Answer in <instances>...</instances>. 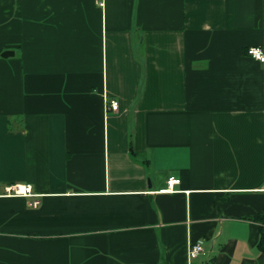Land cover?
<instances>
[{
  "label": "crops",
  "instance_id": "obj_1",
  "mask_svg": "<svg viewBox=\"0 0 264 264\" xmlns=\"http://www.w3.org/2000/svg\"><path fill=\"white\" fill-rule=\"evenodd\" d=\"M252 47L264 0H0V264H264Z\"/></svg>",
  "mask_w": 264,
  "mask_h": 264
},
{
  "label": "built area",
  "instance_id": "obj_2",
  "mask_svg": "<svg viewBox=\"0 0 264 264\" xmlns=\"http://www.w3.org/2000/svg\"><path fill=\"white\" fill-rule=\"evenodd\" d=\"M248 54L264 63V49L258 47H252L248 49ZM107 110L117 111L119 109V102L116 99H111L107 102ZM181 183V180L175 177H170L166 182V192H175L176 186ZM3 196H23V197H34L33 188L30 184H13L5 187ZM38 201L32 203L36 206ZM202 254H204V246L202 242L191 243L188 247V264L198 259Z\"/></svg>",
  "mask_w": 264,
  "mask_h": 264
},
{
  "label": "trees",
  "instance_id": "obj_3",
  "mask_svg": "<svg viewBox=\"0 0 264 264\" xmlns=\"http://www.w3.org/2000/svg\"><path fill=\"white\" fill-rule=\"evenodd\" d=\"M258 221L262 224V238L260 241V248L264 250V215L260 216Z\"/></svg>",
  "mask_w": 264,
  "mask_h": 264
},
{
  "label": "water",
  "instance_id": "obj_4",
  "mask_svg": "<svg viewBox=\"0 0 264 264\" xmlns=\"http://www.w3.org/2000/svg\"><path fill=\"white\" fill-rule=\"evenodd\" d=\"M2 55H3V57H9L10 55H11V56L13 55V52H11V51H6V52H4Z\"/></svg>",
  "mask_w": 264,
  "mask_h": 264
}]
</instances>
